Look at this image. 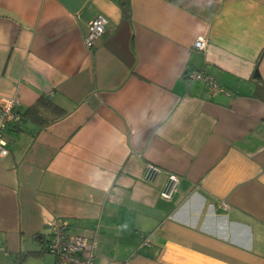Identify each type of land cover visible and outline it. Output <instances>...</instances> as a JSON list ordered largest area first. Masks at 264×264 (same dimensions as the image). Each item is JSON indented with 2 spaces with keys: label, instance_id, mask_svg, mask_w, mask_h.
I'll return each instance as SVG.
<instances>
[{
  "label": "crops",
  "instance_id": "obj_1",
  "mask_svg": "<svg viewBox=\"0 0 264 264\" xmlns=\"http://www.w3.org/2000/svg\"><path fill=\"white\" fill-rule=\"evenodd\" d=\"M1 98L0 264H54L57 218L94 264H264V0H0Z\"/></svg>",
  "mask_w": 264,
  "mask_h": 264
},
{
  "label": "built area",
  "instance_id": "obj_2",
  "mask_svg": "<svg viewBox=\"0 0 264 264\" xmlns=\"http://www.w3.org/2000/svg\"><path fill=\"white\" fill-rule=\"evenodd\" d=\"M107 18L99 15L92 19L87 31L83 37V44L86 49H92L97 40L105 32ZM208 45L205 39H197L192 49L195 51H203ZM188 79H202L206 85V92L214 96L216 94L225 93V90L212 78L201 73H189ZM20 102L17 98L0 99V161L4 159L9 151L7 148L8 141L6 138V130L9 126L20 122L21 116L19 112ZM161 175V170L153 164L147 163L143 166L142 181L145 183H154ZM178 178L175 174H167L165 182L159 193L164 200H171L177 192ZM49 235L45 252L55 258L54 264H94L95 242L89 243V240L71 230L70 224L63 218L52 220L48 224Z\"/></svg>",
  "mask_w": 264,
  "mask_h": 264
},
{
  "label": "trees",
  "instance_id": "obj_3",
  "mask_svg": "<svg viewBox=\"0 0 264 264\" xmlns=\"http://www.w3.org/2000/svg\"><path fill=\"white\" fill-rule=\"evenodd\" d=\"M124 12H128V9L126 10V8H124ZM42 103L40 102V104H38V106H33L32 108H30V112H36V113H38V111H37V109L40 107V105H41ZM47 245V244H46ZM46 250V246H45V249H44V251ZM29 255H34L33 253H29Z\"/></svg>",
  "mask_w": 264,
  "mask_h": 264
}]
</instances>
